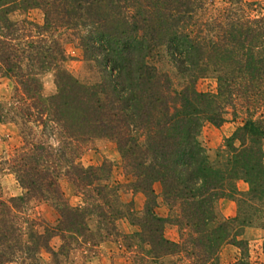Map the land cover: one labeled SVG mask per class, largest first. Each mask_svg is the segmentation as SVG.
I'll use <instances>...</instances> for the list:
<instances>
[{
	"label": "trees",
	"instance_id": "16d2710c",
	"mask_svg": "<svg viewBox=\"0 0 264 264\" xmlns=\"http://www.w3.org/2000/svg\"><path fill=\"white\" fill-rule=\"evenodd\" d=\"M226 1L204 19L208 0H0V77L14 81L0 122L14 123L22 138L4 161L22 193L0 196V264H69L78 246L121 236L147 246L145 262L153 264L174 256L218 264L225 244L240 249L231 264H257L242 234L252 224L264 229V14ZM31 9L42 11L41 23L26 15ZM66 42L78 45L96 80L66 69ZM159 48L170 68L152 63ZM48 72L55 91L44 94ZM206 77L214 91L197 88ZM229 111L242 123L214 161L198 136L204 121L220 125ZM93 138L114 143L130 180L113 182L108 160L77 161ZM156 182L166 215L155 212ZM128 190L144 195L142 212L122 199ZM222 197L235 200L236 213L218 221ZM31 200L50 205L55 220L29 216ZM122 219L137 230L124 234ZM167 225L178 228L177 238L165 235Z\"/></svg>",
	"mask_w": 264,
	"mask_h": 264
},
{
	"label": "rangeland",
	"instance_id": "374dc122",
	"mask_svg": "<svg viewBox=\"0 0 264 264\" xmlns=\"http://www.w3.org/2000/svg\"><path fill=\"white\" fill-rule=\"evenodd\" d=\"M227 5L226 0H208L206 12L203 18H210L218 14L220 8ZM244 7L247 13L254 17L260 13L264 14V0H244ZM26 15L32 20L41 23L43 21L42 11L39 9H31ZM22 16V15H21ZM15 13L13 17H21ZM64 49L67 54V60L64 63L66 69L81 81L96 80V72L92 63L88 64L83 58L81 49L75 42H66ZM152 63L159 68H170V63L164 48L155 51L152 57ZM90 65V66H89ZM87 66V67H86ZM196 86L199 90H211L216 88V82L213 78L206 77L197 80ZM55 91L52 72H48L43 76V92L51 94ZM14 94V81L0 77V102L8 104ZM243 115L233 117L232 113L226 114V120L220 125H214L209 121H204L201 127L198 140L204 147L208 157L211 160H219L225 156L222 151L225 148V138L229 137L235 128L242 123ZM37 131V139L41 136ZM46 138V136H43ZM22 144V138L18 127L11 122H0V196L9 198L11 196L20 195L22 188L15 179V176L7 170L4 161L13 155L16 148ZM264 150V145H263ZM103 160H108L113 164L112 180L113 182H126L130 180L129 176H125L122 166H120V157L117 149L112 141L106 138H93L82 148L77 161L84 166L97 165ZM61 187L64 193L69 197L72 204L79 202V197L73 194L70 185L65 179L61 180ZM237 187L244 191L247 189V183L244 180L237 181ZM154 192L157 194L158 206L155 212L159 215H166L167 206L163 203L161 197V186L158 182L153 185ZM122 199L126 202H133L136 212H142L145 197L140 192L131 190L122 194ZM216 218L218 221L230 218L236 213V202L233 198L222 197L215 203ZM27 213L31 217L43 218L46 221H54L57 217L55 210L45 202L31 200L27 206ZM119 229L124 233H132L137 227L132 226L126 219L119 221ZM165 235L169 238H177L178 228L174 225H167ZM242 237L248 242L247 258L254 263L264 264V254L262 249L264 229L258 224H252L244 228ZM131 246H127L129 243ZM53 246L59 244V238L54 237L51 240ZM147 246L140 244L135 238L124 240V238H110L95 245L84 244L72 250L68 256L69 264H153L147 260L145 249ZM240 249L233 244H225L218 255V264H231L240 257ZM43 258H47L46 253L42 254ZM165 264H190V261L183 256H174L166 260ZM7 264H18V262H10Z\"/></svg>",
	"mask_w": 264,
	"mask_h": 264
}]
</instances>
